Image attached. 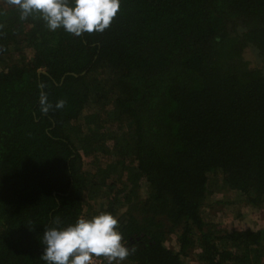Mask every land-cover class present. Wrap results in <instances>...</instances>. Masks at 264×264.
<instances>
[{"label":"trees","instance_id":"16d2710c","mask_svg":"<svg viewBox=\"0 0 264 264\" xmlns=\"http://www.w3.org/2000/svg\"><path fill=\"white\" fill-rule=\"evenodd\" d=\"M0 25V264L104 211L127 264H264V229L202 214L212 184L264 207V0H120L78 37L0 0Z\"/></svg>","mask_w":264,"mask_h":264},{"label":"clouds","instance_id":"9594fccd","mask_svg":"<svg viewBox=\"0 0 264 264\" xmlns=\"http://www.w3.org/2000/svg\"><path fill=\"white\" fill-rule=\"evenodd\" d=\"M15 7L20 19L33 15L43 20L50 31L63 28L75 36L103 32L120 9V0H6ZM2 27V25H0ZM64 100L56 103L62 108ZM51 105H46L47 111ZM53 224H59L53 220ZM120 221L111 212H101L91 218L79 217L64 227H46L42 236L45 264H95L104 258L107 264H120L135 248L130 249L119 231Z\"/></svg>","mask_w":264,"mask_h":264},{"label":"rangeland","instance_id":"374dc122","mask_svg":"<svg viewBox=\"0 0 264 264\" xmlns=\"http://www.w3.org/2000/svg\"><path fill=\"white\" fill-rule=\"evenodd\" d=\"M29 53L30 52L26 50L24 54L28 55ZM245 54L246 57L254 60L264 72V53L261 55L257 50L251 48L247 50ZM18 56H20V54L18 51H15L11 56L7 54L0 57V67L11 60H15ZM80 140L81 138H79L76 143L78 146L80 145ZM75 141H77L76 138ZM110 144L111 142L107 141V145L111 147ZM102 155L103 153H97L98 159L105 158V160H107L106 156ZM140 193L141 196L144 195L142 188H140ZM235 199L236 196L230 191L221 189L217 185L212 184L209 189L208 197L205 200V204L202 207L203 218L215 223L219 229H264V207L261 209H254L247 205L235 202ZM96 207L97 206L93 203V208L96 209ZM123 211L124 208H121L119 213L121 214ZM169 244L172 249H177L174 238L171 237L169 239ZM262 246L264 249V243ZM120 264L127 263L122 261Z\"/></svg>","mask_w":264,"mask_h":264},{"label":"built area","instance_id":"2783aa9c","mask_svg":"<svg viewBox=\"0 0 264 264\" xmlns=\"http://www.w3.org/2000/svg\"><path fill=\"white\" fill-rule=\"evenodd\" d=\"M95 264H107V261L104 258H96Z\"/></svg>","mask_w":264,"mask_h":264},{"label":"water","instance_id":"95a60500","mask_svg":"<svg viewBox=\"0 0 264 264\" xmlns=\"http://www.w3.org/2000/svg\"><path fill=\"white\" fill-rule=\"evenodd\" d=\"M38 72H41L40 70Z\"/></svg>","mask_w":264,"mask_h":264}]
</instances>
